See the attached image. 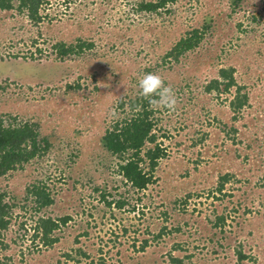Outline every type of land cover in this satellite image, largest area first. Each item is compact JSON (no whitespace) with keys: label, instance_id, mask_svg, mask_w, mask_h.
I'll return each mask as SVG.
<instances>
[{"label":"rangeland","instance_id":"rangeland-1","mask_svg":"<svg viewBox=\"0 0 264 264\" xmlns=\"http://www.w3.org/2000/svg\"><path fill=\"white\" fill-rule=\"evenodd\" d=\"M155 1L48 0L36 21L17 0L0 10V115L37 123L52 145L0 176L5 201L17 205L0 237V264H264V0H168L157 13L139 10ZM194 29L203 32L200 46L167 58ZM61 42L92 46L61 58ZM222 68L235 70L249 96L237 112L235 88L204 91ZM146 73L159 74L177 103L153 107L166 156L139 192L101 138L131 116L120 101L140 97ZM37 181L55 198L41 212L25 199ZM103 194L129 205L109 207ZM42 216L71 217L50 248L33 237Z\"/></svg>","mask_w":264,"mask_h":264},{"label":"trees","instance_id":"trees-1","mask_svg":"<svg viewBox=\"0 0 264 264\" xmlns=\"http://www.w3.org/2000/svg\"><path fill=\"white\" fill-rule=\"evenodd\" d=\"M16 0H0V10H12ZM20 11H27L28 17L32 21L40 20V10L48 4V0H17ZM240 1V0H237ZM168 0L155 2H144L140 4L141 12L157 13L167 7ZM203 40V32L194 29L192 32L183 36L171 51L167 53V58L179 60L184 54L195 50ZM92 44L80 43L78 47L70 46L66 43H57L54 49L58 56L65 58L76 53V50L83 51L85 47ZM17 56L15 55V58ZM235 88V95L230 101V107L234 112L243 109L248 105L249 96L242 93V87L235 80V70L233 68H222L218 72L217 78L212 79L205 87L206 93L229 94ZM120 108L128 107L131 116L118 119L113 127L106 129L101 138L103 147L113 156L118 163V172L123 177L125 184L131 188L142 192L150 184L155 182V170L161 160L166 156L165 148L159 142L157 134V122L153 106L142 97H136L128 102L122 100ZM7 117V118H5ZM10 116L0 115V176L23 168L26 164L36 158L42 157L51 148L48 138L41 137L37 123L29 121H18L17 117L9 119ZM150 145V147H148ZM220 181L218 191L222 192L227 176H223ZM33 200V209L41 212L55 204L51 189L44 182H35L26 189L25 199ZM190 197V196H188ZM6 194L0 191V237L4 231L10 228L13 216V208L17 205L5 201ZM106 205L111 207L113 204L118 208L129 205L127 199L108 201L106 195H102ZM135 208V205L133 206ZM71 220L69 216L63 217H39L33 227V237L38 239L42 247L50 248L59 242L60 238L56 232L67 226ZM225 217L219 216L217 226L225 224ZM162 236V233L158 236ZM148 241H144L140 249H146ZM240 259L245 258L241 251H238ZM82 255L86 256L85 253ZM70 257V255H68ZM173 264H184L183 259L172 257Z\"/></svg>","mask_w":264,"mask_h":264},{"label":"clouds","instance_id":"clouds-1","mask_svg":"<svg viewBox=\"0 0 264 264\" xmlns=\"http://www.w3.org/2000/svg\"><path fill=\"white\" fill-rule=\"evenodd\" d=\"M139 95L147 100L150 106L174 110L177 98L175 91L166 86L163 78L157 73H146L137 81Z\"/></svg>","mask_w":264,"mask_h":264}]
</instances>
